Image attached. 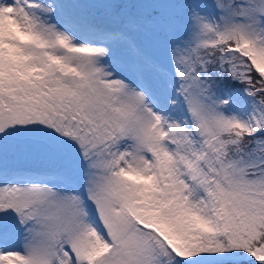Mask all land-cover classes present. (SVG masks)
<instances>
[{
	"label": "snow or ice",
	"instance_id": "1",
	"mask_svg": "<svg viewBox=\"0 0 264 264\" xmlns=\"http://www.w3.org/2000/svg\"><path fill=\"white\" fill-rule=\"evenodd\" d=\"M0 264H264V0H0Z\"/></svg>",
	"mask_w": 264,
	"mask_h": 264
}]
</instances>
